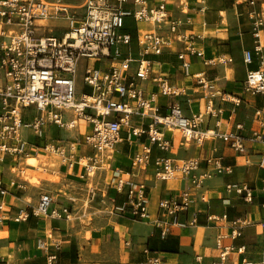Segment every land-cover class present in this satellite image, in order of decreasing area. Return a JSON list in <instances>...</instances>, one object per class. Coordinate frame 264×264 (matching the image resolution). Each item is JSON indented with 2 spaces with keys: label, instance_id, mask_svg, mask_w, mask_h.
<instances>
[{
  "label": "built area",
  "instance_id": "2783aa9c",
  "mask_svg": "<svg viewBox=\"0 0 264 264\" xmlns=\"http://www.w3.org/2000/svg\"><path fill=\"white\" fill-rule=\"evenodd\" d=\"M247 3L252 6L254 1ZM201 5L190 10L203 12L205 3L201 2ZM181 7L183 16H175L166 0H85L81 13L57 9L50 15L47 4L37 0H0V165H14L12 170L31 153L40 151L57 154L60 162L69 167L76 162L89 173L92 168L100 167L101 158L113 154L125 131L127 142L143 137L146 142L131 158L127 172L116 169L112 173L109 191L125 197L113 210L158 224L161 239H165L173 228L197 224L195 213L188 220L180 219L195 204L193 193L200 191L197 201L208 204L207 195L201 192L204 184L232 175L233 168L223 165L221 158L214 156L204 160L171 158L168 156L171 144L166 133L177 131L183 141L199 146L207 140H220L248 166L251 157L255 156L252 146L264 145V112L255 110L257 124L251 128L248 138L242 135L243 123H235L231 132H219L223 105L232 106L230 121L242 98L218 90L213 80L200 72L191 77L206 99L204 111L187 117L174 103L168 106L166 114H160L156 103L158 97H178L183 89L168 76L154 71L153 57L162 55L176 43L183 45L177 59L186 77L190 76L188 57L200 60L206 68L232 62L226 57L205 58L203 50L197 46L202 36L186 29L192 27V14L183 3ZM248 17L253 47L245 50L242 58L248 66L256 57L258 67L246 73L242 90L252 97H264V16L256 17L250 11ZM49 22L62 24L61 36L57 33L58 28L55 35L48 33ZM140 24H146L150 29L138 27ZM121 47L125 51H120ZM79 70L82 73L80 90L77 88ZM145 82L152 83L155 91L147 92L142 88L141 84ZM209 119L215 120L214 128L203 129ZM82 124L85 132L81 144L87 153L84 156L79 154L80 144L71 139L55 144L45 139L49 127L69 132L81 128ZM25 134L44 144L29 142ZM154 148L160 153L152 161L154 177L163 182L180 177L187 180L190 187L174 196L161 198L157 203L160 219L151 220L145 185L138 182L136 176L151 164ZM257 156V164L264 170V153ZM82 160L86 163L82 164ZM201 164H204L203 168ZM8 184L17 186L13 179ZM8 192L6 182L0 176V212L4 211L6 203L3 199ZM224 192L245 204H251L255 199V188L248 183H227ZM259 192L264 196V178ZM52 203L50 194H41L32 215L58 220L70 218L71 206L50 209ZM28 218V210L20 209L12 221L22 223ZM165 218L170 220L166 222ZM3 219L4 216H0V222ZM219 219L227 220V214ZM253 224L260 229L264 246V219L234 218L228 237L231 240L241 237L243 229ZM37 247L47 252L48 245L43 240H38ZM217 248L220 252L212 264H227L231 253L243 254L245 250L244 246H222L220 241ZM46 258L47 264H56V254H46ZM149 262L160 264L158 259ZM238 264L255 263L243 258ZM260 264H264V260Z\"/></svg>",
  "mask_w": 264,
  "mask_h": 264
},
{
  "label": "crops",
  "instance_id": "0c3cea01",
  "mask_svg": "<svg viewBox=\"0 0 264 264\" xmlns=\"http://www.w3.org/2000/svg\"><path fill=\"white\" fill-rule=\"evenodd\" d=\"M44 1L47 3L56 2V0ZM84 1H66L64 4L80 7ZM166 1L175 16H183L184 10H182L181 4L186 5L193 20L192 27L186 29L202 36L197 46L203 50L205 58L226 57L231 58L232 62L206 68L200 60L188 57L190 76L186 77L177 59V54L183 50V45L176 43L170 49H165L162 55L153 57L154 71L168 76L171 82L183 89L182 94L178 97H158L156 103L160 108V114H166L168 106L174 103L181 107L183 114L187 117L202 113L206 99L203 97L201 89L193 82L191 75L205 72L208 79L213 80L218 90L242 98L241 105L230 121L228 117L232 106L230 104L223 105L224 111L217 130L221 133L231 132L234 130L235 123H243L242 135L248 138L251 128L257 124L255 110L264 112V97H252L243 92L242 84L246 73L257 69L258 62L254 57L253 63L247 66L243 63L242 56L245 50L253 47L248 27V13L252 11L256 17L264 16L261 0H255L252 6L241 2L242 0H219L215 7L207 6L203 12L190 10L193 6H197L192 0ZM224 19H226V23ZM129 23L132 24L131 21ZM138 27L150 29V26L146 24H140ZM262 46L264 48V30ZM141 86L147 92L155 91L150 82H145ZM81 88L80 85L78 90ZM214 122L215 120L212 119L206 120L202 126L203 129H213ZM62 132L49 127L46 129L45 139L48 143H58L57 138L62 136ZM65 133L70 134L66 137L67 140L71 139V142L80 144L79 154L86 155V147L81 144L83 133L80 126ZM25 135L29 142L44 144L43 141L35 140L30 134ZM121 136L122 140L117 144L113 154L103 158L108 161L107 168L111 173L116 169L127 172L131 158L140 151L142 143L146 142L144 137L136 138L132 143L127 142L125 131ZM166 138L171 144L168 156L175 160L189 158L204 160V158L214 156L221 158L223 165L233 168L232 175L220 177L204 184L201 192H205L207 195L208 204L197 201L200 191H195L194 195L192 194L195 204L187 214H182L180 219L188 220L192 213H195L197 214V224L183 229L173 228L165 239H161L158 224L152 221H140L134 219L129 213H118L113 210L105 223L94 227L88 236L86 233L80 236V232L77 233L73 226H70V218L58 220L37 217L31 212L36 206L39 196L44 193L50 194L53 198L50 209L69 205L68 201L71 198L69 196L74 195L73 188L85 184L87 175L85 169L76 162L72 164V167H69L59 160L57 174L60 180L58 182L30 185L29 182L21 179L20 172H14L16 168L21 167L25 158L18 162V165L15 164L12 170L14 165H0V176L3 177L9 190L3 199L6 203L4 211L0 212V216H4L0 222V232L2 233L0 236L2 262L0 264H47L46 254H56V264H152L149 262L151 259H158L160 264H212L220 252L217 248L218 241L222 246L245 247L243 254L231 253L227 264H238L243 258L260 264L264 260V246L262 234L257 225L245 227L242 236L235 240H231L228 235L231 230V220L234 218L243 217L254 221L264 219V207H262L264 196L259 192L261 181L264 178V170H261L257 164V154L264 153V145L255 144L252 146V153H255V156L251 157V164L247 166L243 163L242 158L238 157L220 140H207L199 146L195 142L186 143L176 132H167ZM49 155L39 151V153H31L28 157L46 159ZM158 155L160 153L154 148L151 164L136 176L137 181L145 185L151 220L158 217L157 203L161 198L174 196L181 190L190 187L189 182L180 177L166 182L157 180L154 177L155 169L152 161ZM99 166L98 170H105L103 165ZM24 167L25 170H36L35 167H26L25 165ZM201 167L203 168L204 164H201ZM11 171L14 174H11ZM106 177L105 174V179ZM11 179L16 181V187L9 186L8 182ZM231 182L248 183L255 188L253 203L245 204L234 195H226L225 185ZM108 184L107 193L113 197L112 208H114L120 205L125 197L115 195L112 190L109 191ZM20 209H27L29 218L25 222L14 223L12 217ZM223 214H227V220L219 219ZM158 218L160 219V216ZM169 220V218L164 219L166 222ZM38 240H43L48 245L47 252L38 249Z\"/></svg>",
  "mask_w": 264,
  "mask_h": 264
},
{
  "label": "rangeland",
  "instance_id": "374dc122",
  "mask_svg": "<svg viewBox=\"0 0 264 264\" xmlns=\"http://www.w3.org/2000/svg\"><path fill=\"white\" fill-rule=\"evenodd\" d=\"M64 2H73L78 0H63ZM177 2L178 0H170ZM180 1V0H179ZM185 1V0H181ZM195 1V5L197 7L202 6L201 2L205 3V7L207 6H216V3L219 0H192ZM249 0H242L241 2L249 5L247 2ZM255 2V0H253ZM62 2V1H61ZM62 2V3H64ZM261 7L264 11V0H261ZM219 5V4H218ZM217 5V6H218ZM186 6V5H185ZM49 7V6H48ZM82 7V6H80ZM206 9V8H205ZM49 34L57 33L61 30L62 24L60 22H49L47 24ZM63 32V31H62ZM62 32H59L62 33ZM61 36V34L59 35ZM120 51H125V48H120ZM81 70L77 73V88L79 89L81 85ZM85 130L84 124L81 125V132L83 133ZM176 134L178 136H181L179 132L176 131ZM59 138L57 140L59 142L61 141H68L67 136H69V133L62 132ZM65 139V140H64ZM55 155L57 159V165H59V157L58 155L51 153L49 156ZM48 156V157H49ZM101 165H103L105 170H98L97 168H94L92 172L87 173L85 176V184L79 186L78 188H73L74 195H71L69 197L72 198V201H68L69 205H71V213L70 216V226H73V229L79 233L80 236L86 233V235H89V232L96 226L102 225L105 223L108 219V216L113 213V197L110 196L107 193V184L109 183L112 173L109 171L108 167V161L101 158ZM23 161L20 168H16L14 172L18 171L21 174V179L25 180L26 182H29L30 185H41L42 182H58L60 180L57 169L54 171H46L44 172L42 169H37L35 171L31 170H25ZM100 165V164H99ZM26 166V165H25ZM98 166V165H97ZM96 166V167H97ZM27 167V166H26ZM103 171V172H102ZM104 171H107V173H104ZM102 172V173H100ZM54 173V174H53ZM90 173L92 175H90ZM101 174V175H100ZM105 174L107 175L105 179ZM2 233L0 232V236ZM50 243V242H49Z\"/></svg>",
  "mask_w": 264,
  "mask_h": 264
},
{
  "label": "bare ground",
  "instance_id": "6f19581e",
  "mask_svg": "<svg viewBox=\"0 0 264 264\" xmlns=\"http://www.w3.org/2000/svg\"><path fill=\"white\" fill-rule=\"evenodd\" d=\"M43 3H46L47 6H49V14L52 15L57 9H61V10H65L68 13H81L83 12V9L81 7H71V6H67L64 3L61 2V0H56V2L54 3H47L44 0H37ZM225 23L227 22L226 19ZM55 154V153H54ZM57 155V154H56ZM86 161L82 160V164H85ZM26 166L29 167H35L37 169H42L44 172L46 171H54L55 169H57L58 165H57V159L55 157V155H51L46 159H37L35 157H27L25 159V163ZM94 168H92L93 170ZM90 175H92L90 173Z\"/></svg>",
  "mask_w": 264,
  "mask_h": 264
}]
</instances>
